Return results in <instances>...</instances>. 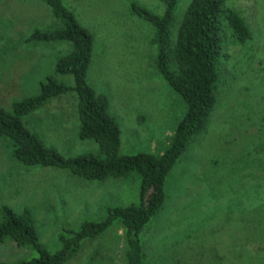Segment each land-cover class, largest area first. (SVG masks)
Listing matches in <instances>:
<instances>
[{"label": "rangeland", "instance_id": "obj_1", "mask_svg": "<svg viewBox=\"0 0 264 264\" xmlns=\"http://www.w3.org/2000/svg\"><path fill=\"white\" fill-rule=\"evenodd\" d=\"M95 37L88 84L110 101L121 131L122 155L161 156L187 108L156 70L154 29L132 14L138 4L158 14L160 0H63ZM192 0H178L171 25L177 34ZM254 32L247 45L232 47L209 132L196 139L168 178L163 210L141 235L146 264H264V0H229ZM55 26L42 0H0V107L36 97L70 48L28 45L35 29ZM234 46L233 40L225 41ZM65 81L74 86L73 78ZM78 95L71 91L25 117L48 147L66 158L99 152L79 138ZM0 139V209L30 210L42 246L61 249V236L85 222H103L109 209L137 205L140 177L84 181L70 172L28 167ZM123 230L113 226L83 242L68 264H127ZM12 240L0 244V264L38 258Z\"/></svg>", "mask_w": 264, "mask_h": 264}, {"label": "trees", "instance_id": "obj_2", "mask_svg": "<svg viewBox=\"0 0 264 264\" xmlns=\"http://www.w3.org/2000/svg\"><path fill=\"white\" fill-rule=\"evenodd\" d=\"M42 1L51 11L55 26L35 29L26 43L62 44L70 51L57 60L39 95L15 101L10 108L0 107V139L9 142L14 158L28 167L61 169L89 182L138 175L139 203L109 209L105 221L85 222L79 231H68L69 236H61V249L55 253L42 246L30 210L18 214L5 206L0 209V244L12 240L19 247L38 251V258L22 264H68L83 242L95 240L117 225L123 230L127 264H146L141 235L163 210L169 175L192 143L209 132L227 72L222 60L227 57L229 61L230 48L252 42L254 32L240 12L225 8L229 0H192L174 37L170 29L178 0H160L162 14L131 4L132 14L154 29L156 70L182 97L187 111L164 154L122 155V131L111 114L110 101L87 81L95 48L93 33L80 24L63 0ZM229 39L234 46L226 44ZM67 78H73L74 86L65 81ZM71 91L78 95L79 138L93 140L99 147L97 154L66 158L48 148L25 122V117Z\"/></svg>", "mask_w": 264, "mask_h": 264}]
</instances>
